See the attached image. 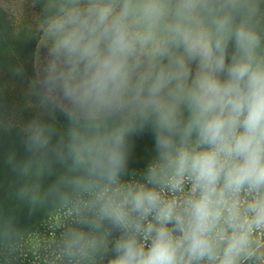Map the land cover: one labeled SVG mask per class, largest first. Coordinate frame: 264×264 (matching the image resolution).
<instances>
[{
	"label": "clouds",
	"instance_id": "9594fccd",
	"mask_svg": "<svg viewBox=\"0 0 264 264\" xmlns=\"http://www.w3.org/2000/svg\"><path fill=\"white\" fill-rule=\"evenodd\" d=\"M42 10L39 113L6 163L52 178L16 196L68 210L66 264H264V0Z\"/></svg>",
	"mask_w": 264,
	"mask_h": 264
},
{
	"label": "rangeland",
	"instance_id": "374dc122",
	"mask_svg": "<svg viewBox=\"0 0 264 264\" xmlns=\"http://www.w3.org/2000/svg\"><path fill=\"white\" fill-rule=\"evenodd\" d=\"M44 2L45 0H36L34 6V0H0L1 227H11L12 219L27 225L32 219L33 210L44 204L45 200L31 206L26 200L17 198L16 192L22 184L39 182L41 188L47 190L52 183V178L49 177L40 181L34 176L20 177L12 171V166L6 163L10 156H14L16 160L25 158L21 128L39 113L33 90L43 58L39 47L42 39L39 24L44 17ZM45 182L48 186L43 185ZM63 210L53 220L58 225V231H61L65 224L61 217H67L64 212L68 210ZM52 213L53 210H47L39 219ZM60 236L61 234H30L24 245L18 248L21 257L24 259L31 254L35 257L32 260L36 264H66L60 251ZM13 254L18 257L15 252Z\"/></svg>",
	"mask_w": 264,
	"mask_h": 264
},
{
	"label": "trees",
	"instance_id": "16d2710c",
	"mask_svg": "<svg viewBox=\"0 0 264 264\" xmlns=\"http://www.w3.org/2000/svg\"><path fill=\"white\" fill-rule=\"evenodd\" d=\"M61 123L63 122V117L59 118ZM143 143L141 142L137 149V154L139 157L143 156ZM137 163L142 166L143 159H138ZM44 186H48L45 182ZM45 190V188H41V191ZM34 209V208H33ZM47 210H53L52 214H48L49 216L45 218L39 219L42 213H46ZM63 212V208L59 206V204L54 200V198L50 197L49 199L44 201V204H41L40 208H36L33 210V215L31 221L27 225H22L17 220L12 219L11 227H1L0 226V264H36L32 259L35 257L31 254H28L24 259L21 257V253L18 250L21 245H24L25 239L30 234H47V236H52L54 234H61V231L57 230L58 225L54 223L55 217L59 212ZM67 213L66 211L64 214ZM63 221L66 222V215L61 217ZM8 231L10 234L9 242L13 246L12 251H7L3 247L4 245V233ZM13 252L17 254L18 257H15ZM20 257V258H19ZM66 262V261H65Z\"/></svg>",
	"mask_w": 264,
	"mask_h": 264
}]
</instances>
